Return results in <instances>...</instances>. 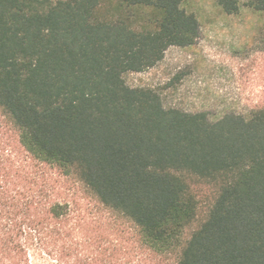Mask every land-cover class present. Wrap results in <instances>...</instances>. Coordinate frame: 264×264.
Returning a JSON list of instances; mask_svg holds the SVG:
<instances>
[{
	"label": "trees",
	"instance_id": "obj_1",
	"mask_svg": "<svg viewBox=\"0 0 264 264\" xmlns=\"http://www.w3.org/2000/svg\"><path fill=\"white\" fill-rule=\"evenodd\" d=\"M215 2L227 14L264 12V0ZM182 4L0 0V109L10 130L30 159L75 176L137 239L81 258L66 238V205L6 180L0 264H33L31 249L49 247L74 264H264V107L211 120L166 108L158 92L124 79L170 46L196 43L198 18ZM197 185L209 190L205 208Z\"/></svg>",
	"mask_w": 264,
	"mask_h": 264
},
{
	"label": "rangeland",
	"instance_id": "obj_2",
	"mask_svg": "<svg viewBox=\"0 0 264 264\" xmlns=\"http://www.w3.org/2000/svg\"><path fill=\"white\" fill-rule=\"evenodd\" d=\"M182 5L198 18L196 43L170 46L154 66L126 73V83L155 90L166 108L205 111L211 120L229 112L248 116L264 107V12L242 5L237 14H227L215 0H183ZM10 128L0 109V184L7 180L34 196L43 191L41 200L64 203L71 214L63 224L69 229L66 238L79 257L98 256V249L109 246V240L121 241L126 248L137 245L136 232L124 217L102 205L75 176L30 159ZM193 192L205 208L210 200L208 188L197 185ZM51 249H31L30 260L33 264L77 263L74 257L59 259Z\"/></svg>",
	"mask_w": 264,
	"mask_h": 264
}]
</instances>
